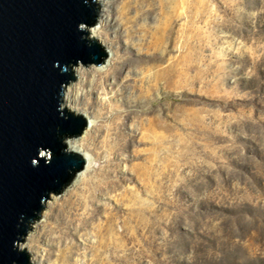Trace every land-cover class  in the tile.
<instances>
[{
  "label": "rangeland",
  "instance_id": "374dc122",
  "mask_svg": "<svg viewBox=\"0 0 264 264\" xmlns=\"http://www.w3.org/2000/svg\"><path fill=\"white\" fill-rule=\"evenodd\" d=\"M240 2H97L107 59L65 92L89 161L31 264H264V0Z\"/></svg>",
  "mask_w": 264,
  "mask_h": 264
},
{
  "label": "water",
  "instance_id": "95a60500",
  "mask_svg": "<svg viewBox=\"0 0 264 264\" xmlns=\"http://www.w3.org/2000/svg\"><path fill=\"white\" fill-rule=\"evenodd\" d=\"M96 0H0V264H31L23 241L84 159L65 141L86 129L63 102L77 67L100 66Z\"/></svg>",
  "mask_w": 264,
  "mask_h": 264
},
{
  "label": "bare ground",
  "instance_id": "6f19581e",
  "mask_svg": "<svg viewBox=\"0 0 264 264\" xmlns=\"http://www.w3.org/2000/svg\"><path fill=\"white\" fill-rule=\"evenodd\" d=\"M97 2L99 3V5H101L100 3H102V0H97ZM94 24H95V22H94ZM98 33H99V29H97V26H92L91 29H90V36L92 37V39L96 40V37L98 36ZM63 102L65 104V107L69 111L71 110L70 112L77 114L74 110H72L71 107L68 106V102L65 99V97H64ZM77 115H80V116H82V117H84L86 119V121H87L86 129L83 131V133L80 136H77V137L72 138V139H67L65 141V145H66L68 151H70L72 153H75L77 155H80L84 159L85 165H84L83 168H86V166H87L86 164H88V161H89V156H88V154L82 153L81 150H79V142L81 140H83V138H85L86 135H88L90 133V131L95 127V125H94L93 121H91V119L88 116H84L82 114H77Z\"/></svg>",
  "mask_w": 264,
  "mask_h": 264
},
{
  "label": "clouds",
  "instance_id": "9594fccd",
  "mask_svg": "<svg viewBox=\"0 0 264 264\" xmlns=\"http://www.w3.org/2000/svg\"><path fill=\"white\" fill-rule=\"evenodd\" d=\"M240 3H242V0H241V2Z\"/></svg>",
  "mask_w": 264,
  "mask_h": 264
}]
</instances>
